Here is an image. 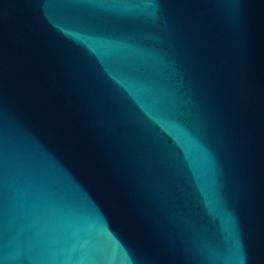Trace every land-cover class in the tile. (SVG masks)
Returning <instances> with one entry per match:
<instances>
[{
    "label": "water",
    "instance_id": "1",
    "mask_svg": "<svg viewBox=\"0 0 264 264\" xmlns=\"http://www.w3.org/2000/svg\"><path fill=\"white\" fill-rule=\"evenodd\" d=\"M0 264H264V0H0Z\"/></svg>",
    "mask_w": 264,
    "mask_h": 264
}]
</instances>
